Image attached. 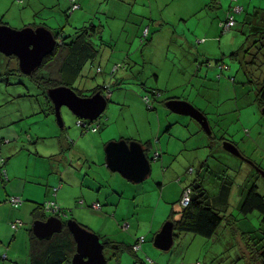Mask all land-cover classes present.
<instances>
[{
  "label": "rangeland",
  "instance_id": "obj_1",
  "mask_svg": "<svg viewBox=\"0 0 264 264\" xmlns=\"http://www.w3.org/2000/svg\"><path fill=\"white\" fill-rule=\"evenodd\" d=\"M75 1L80 8L72 11L71 0H0V23L16 29L44 25L60 33L59 41L63 34L96 25L92 40L98 56L86 61L72 86L83 89L84 96L101 86L108 99L96 120H86L98 125L97 131L85 129L67 106L61 108V125L48 89L9 65L0 52V155L8 172L6 177L0 170V227L6 213L30 206L26 217H19L24 225L12 228L16 231L4 243L0 239V257L17 247L22 264L38 200L55 201L64 209V221L76 220L102 241L107 237L134 244L144 236L137 252L142 261L126 250L120 264H245L232 263L238 239L228 227L212 238L177 232L169 250L160 249L155 236L172 209V217H180L183 189L199 176L205 201L229 208L241 231L261 224L258 211L244 215L239 206L253 184L264 193L259 171L264 170V113L258 85L248 82L264 71V45L257 31L264 30L258 23L262 15L253 14L254 6L264 12V0H255L249 20L244 11L229 29L220 24L227 17L221 0L219 6L213 0ZM116 64L120 69L111 73ZM37 70L38 75L53 74L44 67ZM174 98L201 109L211 132L193 117L172 111L167 101ZM122 136L149 143L152 172L142 182H132L106 164L105 145ZM227 142L241 155L227 150ZM67 178L81 186H74V192L63 189ZM230 178L233 184L227 185ZM30 190L33 199L28 198ZM13 196H20L22 204L9 202ZM96 201L101 209L90 206ZM11 223L7 221L9 229ZM105 254L110 256L109 248ZM107 264L117 263L112 259Z\"/></svg>",
  "mask_w": 264,
  "mask_h": 264
},
{
  "label": "trees",
  "instance_id": "obj_2",
  "mask_svg": "<svg viewBox=\"0 0 264 264\" xmlns=\"http://www.w3.org/2000/svg\"><path fill=\"white\" fill-rule=\"evenodd\" d=\"M237 15L238 14H236L234 26L237 23ZM257 31H259L261 35V41L264 45V30L260 31L257 29ZM53 32L57 38L60 36L59 32ZM96 33L97 26L91 24L88 27L86 26L76 30L74 35H68L64 37L65 35L63 34L62 40H58L53 52L44 58L42 64L39 67H44L49 72L52 70L53 74L49 76L38 75V70H36L30 76L46 89L59 85H66L72 87L78 94L84 96V90L73 87L72 84L74 83L77 76L80 75L86 61L91 58L95 59L98 56L99 49L92 40V36H94ZM231 55L235 56L237 55V52H234ZM7 58L9 65L13 64V68L19 69V60L15 55L7 56ZM248 82H254L256 85H258L256 93L257 99L260 106L264 107V71L262 76L256 78L255 80L249 79ZM102 89L103 87L98 86L94 89V93L97 91H101L103 93ZM157 92L159 94L158 90ZM144 99L146 103H148L149 108L152 109L153 107L150 104V97L146 95ZM127 140L130 141L131 139ZM1 142L3 141L0 140V144ZM144 145L147 147L149 154V143H144ZM5 164L6 159L0 155V170L2 171L3 175L8 177ZM226 181L227 185L233 184V180L231 178L228 180L226 179ZM188 189L190 190V201L187 205L182 204L183 208L180 217L178 219H174L172 217L174 214L173 209L171 210L170 216L168 217V219L174 221L175 239L179 235L177 232H192L203 237L212 238L218 234V231L222 226L228 227V229H230L233 234L234 240L236 241V239H238L236 241L237 244L235 245V247H237V256L233 259L232 263H235L238 260H243L245 264H264V193L259 192L257 184H253L246 191L243 201L239 206V210L244 215L258 211L261 216V224L258 228L252 227L250 230L245 231L240 230L238 219L232 212H229V208L219 209L205 201L207 196L205 189L203 188L201 176L197 177L195 180H193V182H191V184H189V186L183 189L181 200ZM11 198L12 197L9 198V202H11ZM22 202L23 200L21 198L20 204H22ZM46 202L36 203L37 206L32 210L33 220H45L48 218L45 208ZM97 202L100 204L99 201L93 203ZM93 203L91 206H93ZM59 211H61V214L58 213L57 215L62 217L61 215L63 213V208L60 207ZM28 232L30 237L31 264H63L65 262L72 264L73 256L76 253V241L67 225V221H65L64 228L60 231V233L54 234L49 239L37 237L34 234L32 228H30ZM142 237L144 238L143 241H140V237L134 244H129L124 241H117L106 237L105 241L102 242L104 244V252L106 248H109L110 256H106L107 260L110 261L113 259L117 264H120L121 257L126 250L133 253L138 260H141L137 252L142 249V244L146 241V238L144 236ZM136 245H139L137 249L135 248Z\"/></svg>",
  "mask_w": 264,
  "mask_h": 264
},
{
  "label": "water",
  "instance_id": "obj_3",
  "mask_svg": "<svg viewBox=\"0 0 264 264\" xmlns=\"http://www.w3.org/2000/svg\"><path fill=\"white\" fill-rule=\"evenodd\" d=\"M58 42L52 30L44 25L25 26L21 29L0 23V52L10 56L15 55L19 60V68L26 74H32L42 64L44 58L53 52ZM50 99L55 106L56 115L61 125L64 124L61 114L63 106L78 117L94 121L106 109L107 97L101 92L90 96L78 94L72 87L59 85L48 89ZM168 107L180 114H185L199 121L203 127L211 132L206 114L192 103L179 99L167 101ZM264 113V107H263ZM227 150L241 155L240 150L232 143L225 144ZM106 164L126 179L139 183L147 179L151 172V159L144 143L137 140H110L105 145ZM264 177V170L259 168ZM62 217L52 214L47 219H35L33 232L39 238H50L64 228ZM67 225L76 241V253L72 264H107L104 244L101 237L83 227L76 220H68ZM174 221L167 220L155 236V244L163 250H169L174 244Z\"/></svg>",
  "mask_w": 264,
  "mask_h": 264
},
{
  "label": "crops",
  "instance_id": "obj_4",
  "mask_svg": "<svg viewBox=\"0 0 264 264\" xmlns=\"http://www.w3.org/2000/svg\"><path fill=\"white\" fill-rule=\"evenodd\" d=\"M240 4H242L243 6H244V11H246V13H247V17H246V21L247 20H249V18H250V16H249V9H250V7L252 6V4H254L255 5V3H256V1L255 0H237ZM259 2H261V0H259ZM263 2V1H262ZM232 3H233V1L231 0V2H229V4L227 3V4H224V1L223 0H221V6H222V9H225V12H224V16H226V14L228 15V12H229V10L231 9V5H232ZM212 4L213 5H218L219 6V0H213V2H212ZM257 4V3H256ZM264 5V4H263ZM243 11V12H244ZM240 14H243L242 12L240 13ZM255 16H257V17H259L260 15H262V20L260 21V22H258L259 23V25H261L262 27H264V12L263 11H261L260 10V8L259 7H257V6H254V13H253ZM223 16V17H224ZM256 17V19L258 20V18ZM254 20V19H253ZM256 22V21H255ZM219 24H216L215 25V32L216 31H218L219 30ZM256 27H259V26H257L256 25ZM208 54V53H207ZM224 55V54H223ZM111 73H112V71H111ZM155 76H156V79H158L159 78V76L158 75H156L155 74ZM232 80H234L233 78H232ZM123 138H124V136H122ZM110 139V138H109ZM126 139H130V138H126ZM85 175H87L86 173H85ZM68 179V178H67ZM68 182H67V185L66 184H62L61 183V186H62V188L64 189H66L67 190V188H69L68 190H70V191H72V192H74L75 191V188H74V186H81V184H78V183H76L77 182V180H75V179H68L67 180ZM27 186L25 185V188H26ZM72 188H73V190H72ZM33 191H29V194H28V198L29 199H33L32 198V196H31V193H32ZM23 194H24V191L22 192ZM82 195H86V196H91V197H93V193L92 192H83L82 193ZM20 197V196H19ZM27 197L25 198V199H28ZM38 201V200H37ZM37 201H34L35 203H40V202H37ZM82 201H84V200H82ZM36 205V204H35ZM34 205V207L32 208V210L36 207ZM91 206V205H90ZM29 205L24 209V210H27V209H29ZM63 208V207H62ZM31 209V208H30ZM23 210V211H24ZM32 210H31V212H32ZM23 211H13V212H8V213H6V215L4 216V218H3V220L1 221V227H0V239H1V241H2V243H4L5 241H7V239L9 238V234H10V232H13V230L15 229L14 227H13V222H15V221H17L18 219H20L19 217L20 216H22L21 218L22 219H24L25 217H26V215H25V211L23 212ZM63 212H64V209H63ZM61 216H64V214H62ZM17 218V219H16ZM13 219H16V220H13ZM21 219V220H22ZM8 220H10V222H12L11 223V229H9V227H8V225H7V221ZM23 221V220H22ZM9 224V223H8ZM23 225H24V222H23ZM23 225H19V228L17 229V230H19ZM12 228H14V229H12ZM14 231H16V230H14ZM114 240V239H113ZM124 242H127V241H124ZM14 244V243H13ZM10 246V245H9ZM15 248V247H14ZM11 249V248H9V252L7 251V253H5L4 254V257L3 256H1L0 257V264H20V262H18V259H20L21 258V254H20V252L18 251V249H17V247H16V249ZM2 253H4V250H3V248H1V246H0V254H2ZM10 257H12V259H14V260H9V258ZM4 258V259H3ZM3 261V262H2ZM22 264H31V262H30V240H29V251L27 252V254H26V256L24 255V258H23V262H22Z\"/></svg>",
  "mask_w": 264,
  "mask_h": 264
},
{
  "label": "built area",
  "instance_id": "obj_5",
  "mask_svg": "<svg viewBox=\"0 0 264 264\" xmlns=\"http://www.w3.org/2000/svg\"><path fill=\"white\" fill-rule=\"evenodd\" d=\"M232 1H233V3L231 5V9L228 12L226 20L221 21V23H220L222 25V27H224V29H229V28L233 27L235 24V21H236L235 20L236 14H239L244 10V6L242 4H240L237 0H232ZM72 2H73L72 10L80 8V4L78 2H76L75 0H72ZM120 67H121V64L114 65L112 72L119 70ZM86 120L87 119L80 118L79 123L87 130L97 131L98 125L95 126L92 123L87 122ZM189 193H190V190L188 189L185 192V195L181 200L183 205H187L189 203V201H190V194ZM10 201L12 202L13 205L17 206L21 203V198L18 196L12 197ZM93 207L99 209V208H101V205L97 202V203H93ZM45 208H46L47 212H51L52 214H55V215H57L58 213L61 214V211H59L60 206L55 201L46 202ZM12 224H13V227L17 230L19 228V225H23V221L21 219H18L17 221L13 222ZM143 240H144V238L141 237L140 241H143ZM138 247H139V245L135 246L136 249ZM195 264H201V263L198 262Z\"/></svg>",
  "mask_w": 264,
  "mask_h": 264
},
{
  "label": "flooded vegetation",
  "instance_id": "obj_6",
  "mask_svg": "<svg viewBox=\"0 0 264 264\" xmlns=\"http://www.w3.org/2000/svg\"><path fill=\"white\" fill-rule=\"evenodd\" d=\"M104 94V93H103ZM146 147V146H145ZM146 150H147V147H146ZM147 152H148V150H147ZM159 155H158V153L156 152L155 154H154V158H157Z\"/></svg>",
  "mask_w": 264,
  "mask_h": 264
}]
</instances>
